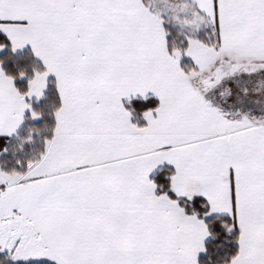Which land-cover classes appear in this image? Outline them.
<instances>
[{"label": "snow or ice", "instance_id": "obj_1", "mask_svg": "<svg viewBox=\"0 0 264 264\" xmlns=\"http://www.w3.org/2000/svg\"><path fill=\"white\" fill-rule=\"evenodd\" d=\"M0 264H264V0H0Z\"/></svg>", "mask_w": 264, "mask_h": 264}]
</instances>
